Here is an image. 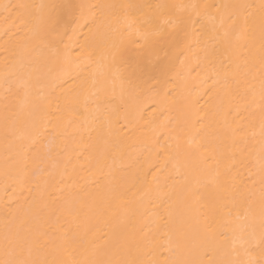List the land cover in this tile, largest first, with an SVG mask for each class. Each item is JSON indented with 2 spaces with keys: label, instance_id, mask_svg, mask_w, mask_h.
<instances>
[{
  "label": "bare ground",
  "instance_id": "1",
  "mask_svg": "<svg viewBox=\"0 0 264 264\" xmlns=\"http://www.w3.org/2000/svg\"><path fill=\"white\" fill-rule=\"evenodd\" d=\"M262 16L0 0V264L261 260Z\"/></svg>",
  "mask_w": 264,
  "mask_h": 264
},
{
  "label": "snow or ice",
  "instance_id": "2",
  "mask_svg": "<svg viewBox=\"0 0 264 264\" xmlns=\"http://www.w3.org/2000/svg\"><path fill=\"white\" fill-rule=\"evenodd\" d=\"M125 7H133L132 5H127ZM157 7H166L164 5H157ZM175 7L183 8V5H176ZM261 29L264 32V16L261 17ZM260 129H261V136L264 138V110H262L261 117H260ZM262 144H264V139H262ZM19 264H27L26 261H20ZM76 264V262H73ZM237 264H264V252H262V259L257 261L254 258H249L247 260L238 261Z\"/></svg>",
  "mask_w": 264,
  "mask_h": 264
}]
</instances>
